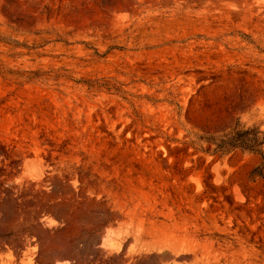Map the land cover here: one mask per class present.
Listing matches in <instances>:
<instances>
[{"label": "rangeland", "instance_id": "1", "mask_svg": "<svg viewBox=\"0 0 264 264\" xmlns=\"http://www.w3.org/2000/svg\"><path fill=\"white\" fill-rule=\"evenodd\" d=\"M247 131L264 0H0V264H264Z\"/></svg>", "mask_w": 264, "mask_h": 264}, {"label": "trees", "instance_id": "2", "mask_svg": "<svg viewBox=\"0 0 264 264\" xmlns=\"http://www.w3.org/2000/svg\"><path fill=\"white\" fill-rule=\"evenodd\" d=\"M252 137H249L251 134L249 131L243 133H232L230 135H226L220 142L217 144L216 152H221L222 154L229 153L235 149H244L249 151H255L257 148L261 147L264 144L263 141L258 139L260 132L254 131ZM261 170V171H260ZM257 171V175L264 179L263 168Z\"/></svg>", "mask_w": 264, "mask_h": 264}]
</instances>
